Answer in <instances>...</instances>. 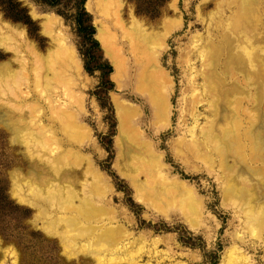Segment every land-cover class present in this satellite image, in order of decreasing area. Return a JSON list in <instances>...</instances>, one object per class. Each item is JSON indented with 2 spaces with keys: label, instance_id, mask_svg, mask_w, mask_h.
Listing matches in <instances>:
<instances>
[{
  "label": "rangeland",
  "instance_id": "obj_1",
  "mask_svg": "<svg viewBox=\"0 0 264 264\" xmlns=\"http://www.w3.org/2000/svg\"><path fill=\"white\" fill-rule=\"evenodd\" d=\"M16 1L32 24L9 18L0 4V37L14 31V47L26 37L45 54L52 43L43 31L49 18L73 44L82 69L76 92L84 102L83 111L74 112L88 128L77 146L104 175L107 203L118 210L119 225L132 234L131 242L141 239L132 251L138 263L264 264V158L256 150L264 138V0L256 4L252 22L238 31L232 23L247 0H125L127 13L131 9L157 33L169 30L158 54L169 84L164 124L129 82L117 87L87 4L93 36L87 22L79 25L75 1L57 6ZM20 56L25 54L0 47V65L12 60L16 69ZM115 98L139 110L131 126L148 147L150 164L137 176L139 183L152 179L158 190L168 185L172 193L143 192L141 200L130 180L135 173L122 174ZM23 154L24 147L0 125V264H90L83 253L71 256L58 236L42 228L37 208L14 196V174L27 178Z\"/></svg>",
  "mask_w": 264,
  "mask_h": 264
},
{
  "label": "bare ground",
  "instance_id": "obj_2",
  "mask_svg": "<svg viewBox=\"0 0 264 264\" xmlns=\"http://www.w3.org/2000/svg\"><path fill=\"white\" fill-rule=\"evenodd\" d=\"M258 1L242 4L232 23L235 31L252 22ZM86 4L87 10L95 14L96 39L114 68L112 78L117 87L121 89L123 81L129 82L148 101L157 123L167 122L169 84L158 54L165 47L168 28L155 32L150 22L136 18L131 9L127 13L125 0H87ZM46 19L43 31L52 43L45 54L26 37L14 47V31L0 37V47L5 51L25 54L16 60V69L12 60L0 65V125L8 129L13 143L25 149L22 167H26L27 178L14 174V196L22 204L37 208L42 228L58 236L71 256L83 253L84 262L90 264H139L132 251L141 239L131 242L132 234L119 225L118 210L107 203L104 175L77 146L76 141L80 143L88 136V128L74 112L84 108L83 97L76 92L82 73L77 53L69 37L56 29V20ZM117 31L124 39L122 47L117 42ZM5 97L7 102L3 104L1 98ZM115 104L122 174L135 173L130 180L141 200H145L143 192L172 193L168 185L162 184L158 190L152 179L144 185L139 183L137 176L150 166L148 147L141 145L138 131L131 126L139 110L117 98ZM258 140L256 150L264 158V138ZM233 141L239 147V141ZM126 168L129 171L125 172ZM24 191L28 195L22 194Z\"/></svg>",
  "mask_w": 264,
  "mask_h": 264
},
{
  "label": "trees",
  "instance_id": "obj_3",
  "mask_svg": "<svg viewBox=\"0 0 264 264\" xmlns=\"http://www.w3.org/2000/svg\"><path fill=\"white\" fill-rule=\"evenodd\" d=\"M40 3L47 4L50 6H57L63 2V0H37ZM75 1L78 8H79V16H78V23L82 25L83 22H87L88 26L87 29L90 30V35H94V28L91 25V15L86 12L85 5L87 0H72ZM0 4L3 6L6 14L9 18L23 22L26 25L32 24L31 19L27 15L25 9L21 8V4H19L16 0H0ZM94 47L96 49L100 48V44L93 40Z\"/></svg>",
  "mask_w": 264,
  "mask_h": 264
}]
</instances>
